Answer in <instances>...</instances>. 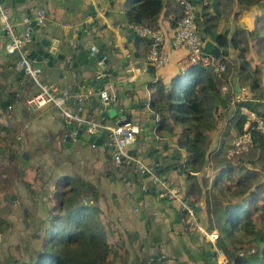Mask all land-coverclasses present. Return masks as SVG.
I'll return each instance as SVG.
<instances>
[{"label": "crops", "instance_id": "obj_1", "mask_svg": "<svg viewBox=\"0 0 264 264\" xmlns=\"http://www.w3.org/2000/svg\"><path fill=\"white\" fill-rule=\"evenodd\" d=\"M98 1L99 5L96 6L97 23L86 34L80 35L78 41L86 47L88 52L91 51V44H94L96 47L102 44V53L108 56L112 69L117 72H109L108 81L103 83V86L111 84L116 94L115 99L108 101L105 106L114 108L117 111L123 109L131 117V121L139 124V127L144 120H156L157 122V115L148 106V99L154 95V87L150 86L149 83L158 77L168 86L170 79L177 74L184 73V69L187 66L185 49L183 47H171L170 45V36L173 31L172 22H175L179 16L180 4L176 0H161L162 4L156 17L155 26L160 27L164 33L162 47L168 52V59L163 64L153 66L145 58L147 39L137 36L133 32L131 23H128L125 19L124 12L130 5L131 0ZM192 1L196 7L197 27L199 32L203 34L204 39L206 35L202 29L205 16L203 11L207 14L208 11L213 14L211 17L212 32L216 35L219 32L225 31V35L228 38L231 36L246 38L245 55L249 60L251 68H257L260 84L263 86L262 89L264 91V47L257 45L258 39L264 35V25L261 28L259 27L260 24L264 23V0H258L247 6L238 3L236 0H216L218 13L212 10L210 0H206L207 3H204L203 0ZM1 3L7 11L8 20L12 24L13 29L19 33L26 32V25L29 19V17L25 19L26 12L24 8L26 6H28V13L31 16H33L36 9L43 8L45 18L42 24L49 28L60 23L66 28V25L74 20L75 9H72L69 3L61 2L60 0H28L23 4L15 2L14 6H11L10 0H1ZM31 3L34 5L31 6ZM89 18L87 16V19ZM256 27H258L259 33L254 36L251 31ZM238 28H243L246 33L242 35L237 33ZM32 31L36 37L42 34L37 27L33 28ZM248 31H250V34ZM61 33V30L54 29L50 35L55 37L60 36ZM91 34H94L92 38L90 37ZM74 36L75 31L70 32L69 38L73 41L75 40ZM239 39L242 40V38ZM6 40L7 35L0 27V100L7 98L9 93L16 95V97L12 98L7 109L0 108V122H7L8 120L9 122H31L27 130L36 135L46 136L44 139L48 140L50 149L45 152L49 154L51 160L56 158L54 151L58 150L62 153L63 161L54 164L55 170L63 172V176H68L69 180L74 181V183L84 181L93 185L98 194L97 204L100 208L101 218L107 224L106 235L110 247L115 249L119 254L122 253L121 259H116L115 263L125 264L129 254L128 249L131 246L127 241L126 232L136 229L137 232L141 233L142 219L144 220L146 219L145 217H148L149 223L153 225L160 221V213L156 210L155 216L149 218V210L151 209L147 213L142 212L140 214L138 212L136 208L138 201L129 192V187L121 182L119 171L114 169V165L116 164H113L110 158L106 156V153H109V149H105L103 144L88 143L85 141L84 136L73 139L72 133L67 146L60 143L61 138L59 133L64 121H61L62 116L57 106L52 101H46L44 104L38 106L26 103V96L35 91L38 86L30 77H27L28 79L26 80L18 77V74L22 73H19V68H16L15 52H7L4 48ZM215 43L217 44L216 37ZM225 48L227 49V53L221 55L225 56L226 61H229L235 56L236 48L230 46H226ZM125 56H127L126 62ZM97 63L106 66L98 61ZM65 71L66 74L62 77H51L38 73L37 78L41 82L65 84L70 89L73 85H77L80 91L82 88L80 76H75L73 69H65ZM242 86H244L242 90L247 91V95L252 94V91L248 90L244 84ZM91 89V86L87 85L85 90L86 92H91ZM91 96L93 100L86 98L81 103L83 114H88L89 109H92L93 112L95 108H91V105L94 101L99 102V99L96 98L93 92ZM262 100L264 101V95ZM232 110V107L229 105L221 109V116L216 127L209 132L210 150L222 146L224 143L227 144L229 138H232L235 134L231 126L225 129L226 121ZM150 114H153V118L150 117ZM93 118L97 120L95 115ZM39 122H49V126L45 130L40 129V133H36L33 130L38 129ZM105 122H113V120L109 119ZM177 128L178 124H173V129ZM227 131L228 134H225ZM154 132L160 136V142H166L167 146L172 147L177 145L174 134L161 136L157 133L156 128ZM13 133L15 136H18L16 130ZM144 134L145 131L139 129L135 134L134 140L128 145V149L140 146ZM103 138L105 141L108 140L107 135ZM179 149L182 159L185 157V151L180 147ZM226 149L228 151V148ZM227 154L229 153L227 152ZM209 162L210 160L206 156L204 162L196 170L189 171L192 173L190 178H188L185 170L179 174L175 173L174 170H170L169 178L165 182L166 184L167 182H171L172 185L178 186L181 197L190 202L192 208L194 205L195 208L193 210L197 219L192 227L199 231L201 239L206 244L211 242L214 248L221 249L222 254H217L218 264H232L231 257L224 253L216 238L214 241H210L205 235L209 230L214 229L217 232L215 223L216 218L221 212V210L216 209L208 213L207 210L208 186L210 181L219 172V167L211 168L208 166ZM110 175H112L113 179L120 181L118 188L110 185V181L113 180H110ZM188 188H190L189 191ZM112 190H115L114 195H111ZM228 196L231 197V200L237 199L234 195ZM147 197V194L142 193V198ZM221 201H225L223 196ZM174 203L177 205V202ZM244 203L248 204V201H244ZM162 204L165 205V201L156 199V206ZM254 204L256 206L264 204V189L260 190L258 199L252 205ZM166 210L171 212L172 208H166ZM225 246L228 247L229 244L226 243Z\"/></svg>", "mask_w": 264, "mask_h": 264}, {"label": "trees", "instance_id": "obj_2", "mask_svg": "<svg viewBox=\"0 0 264 264\" xmlns=\"http://www.w3.org/2000/svg\"><path fill=\"white\" fill-rule=\"evenodd\" d=\"M236 1L247 6L258 0ZM161 4V0H131L124 12L125 19L128 23L155 26ZM205 13L203 11L202 29L204 33H211L213 14L209 11L207 15ZM172 25L174 27L175 22ZM236 32L241 35L246 33L243 28H238ZM251 33L257 35L258 27ZM239 38H228L225 31L217 33L219 46L236 48L235 56L229 61L225 60V56H218L225 61V69L220 75L200 63H191L185 67L184 73L173 76L168 86L158 77L154 78L149 83L154 87V95L148 99V106L157 115V133L161 136L174 134L177 146L185 151L183 166L188 178L192 176L189 171L196 170L206 156L210 160L209 167H219V172L208 186L207 210L208 213L221 210L215 223L216 241L231 257L232 264H264V204L252 205L258 199L260 190L264 189V131L256 126L257 119L264 121V91L257 68H251L245 55L246 38ZM257 43L264 47V35ZM235 75L240 86L244 84L252 94L247 95V91L240 89L241 96L234 99L225 129L231 126L235 133L248 131L250 143L244 151L227 154L231 138L227 144L210 150L209 132L216 127L221 109L228 106L231 96L230 92L222 93L220 85L227 78L232 80ZM18 77L28 79L23 74H18ZM14 97L15 94L9 93L7 98L0 100V108L7 109ZM249 111L253 112L254 118L248 117ZM173 124H178V128L174 130ZM0 128L5 130V134L0 136L2 146L8 148L10 143L16 144L17 136L13 131L10 132L4 125ZM13 155L11 152L9 157ZM63 179L68 184V195H64L63 191L57 193L56 204L60 212L52 214L39 246L26 260L12 258L8 264H116L115 260L121 259L122 253L110 247L108 242L107 224L99 215L98 194L93 185L84 181L74 183L68 176H63ZM228 195L237 199L231 200ZM222 196L225 201H221ZM78 197L80 200L71 202ZM64 207L67 208L65 214L61 212ZM2 219L0 216V222Z\"/></svg>", "mask_w": 264, "mask_h": 264}, {"label": "water", "instance_id": "obj_3", "mask_svg": "<svg viewBox=\"0 0 264 264\" xmlns=\"http://www.w3.org/2000/svg\"><path fill=\"white\" fill-rule=\"evenodd\" d=\"M28 0H10L11 6L15 2L26 3ZM67 2L75 9L74 20L66 25V28L59 25L46 27L42 23L35 21V18L28 13V6L24 8L26 18L29 17L26 25L27 40L23 44L25 56L29 63L37 66L38 73L46 76L62 77L66 74L65 69H73L75 76H80L81 90H78L77 85H73L70 89V94L67 97V102L72 108H76L79 101V95L82 94L80 103L86 98L93 100L92 92L99 99L96 92L98 87H102L104 82L108 81V73H117L112 69L110 60L107 55L102 53V44L96 47L93 52H88L86 47L78 41L80 35H84L87 31L97 23L96 6L99 1L95 0H60ZM216 0H210V5L215 13H218L216 8ZM34 4L31 3V6ZM87 16L90 18L87 19ZM62 26V27H61ZM39 28L41 35L36 37L33 28ZM54 29L62 31L60 36H51L50 33ZM130 30V28H128ZM75 31V40L69 38L70 32ZM203 48L214 56L221 54L225 55L227 49L215 43L216 34L214 32L205 33ZM94 34H91L92 38ZM17 53H14V57ZM125 62L127 56H125ZM100 60L99 65L97 61ZM19 73H23V66L18 69ZM65 84H59L58 94L62 95V88ZM91 86V92H86V86ZM233 96H240V82L238 76H234L232 81ZM100 102V101H99ZM94 101L91 108L83 114V107L80 106L75 110L76 114L81 118L79 121L70 120L63 124L60 131L61 144L67 145L71 137L78 139L82 136L85 141L92 144H103L105 149H110L112 144L104 140L106 136L105 130L94 127L90 131H86L85 127L90 122L93 116L97 117V122H105L113 120L116 124L131 121V117L124 112L123 109L118 111L114 108H108L105 104ZM91 115V116H90ZM153 118V114H150ZM63 121V118L61 119ZM77 122V123H76ZM156 120L141 122L140 130L145 131L142 136V143L138 147H132L126 150V154L131 157L120 155V161L114 165V169L119 171L121 182L129 187V192L138 201L136 208L140 214L150 211V217L155 216L156 210L160 213V221L151 225L146 219H142L141 233L136 229H131L126 232L127 241L130 243L129 254L125 264H218L217 252L211 242L205 243L200 237L199 231L189 226L182 219V210L179 205H176L166 193L160 192L155 182L151 179V174H157L162 180L167 181L170 170H174L179 174L185 170L183 166V158L181 159V151L177 145L169 147L166 142H160V136L155 132ZM145 141V142H144ZM60 144V145H61ZM22 156H26L22 152ZM108 158H111L110 153H106ZM133 158H137L134 160ZM112 177V176H111ZM172 183L167 182V186ZM123 187V186H122ZM142 193L147 194V198H142ZM114 195V192H111ZM8 200V194L4 193ZM157 196V197H154ZM14 197V194H11ZM156 199L165 201V205H157ZM184 199V197H182ZM152 207V208H150ZM157 207V209H155ZM166 208H172L169 212ZM193 208L194 205H193ZM197 219V218H196ZM177 223V224H174ZM165 231L164 235H160L161 231Z\"/></svg>", "mask_w": 264, "mask_h": 264}, {"label": "built area", "instance_id": "obj_4", "mask_svg": "<svg viewBox=\"0 0 264 264\" xmlns=\"http://www.w3.org/2000/svg\"><path fill=\"white\" fill-rule=\"evenodd\" d=\"M180 4V14L175 21V26L170 36L171 47H183L185 49V60L188 64L200 63L201 65L209 67V69L216 75L225 69V61L209 53L203 48L204 38L201 36L198 27L196 25V7L192 0H176ZM207 3L206 0H203ZM33 17L38 23H42L45 18V13L43 8H38L35 10ZM26 19V17H25ZM0 22L1 29L7 35V40L5 42L4 48L7 52H15L16 56V68L23 66L24 77H30L37 84V89L33 91L30 95L26 96L25 101L27 104H32L35 106L42 105L46 101H52L58 108L64 123L70 120L79 121L81 118L75 112L81 106L82 94L79 95V101L76 108H72L67 102V97L70 94V89L68 85H64L62 88V95L58 94L59 83L56 82H41L37 78L38 71L35 64L29 63L26 56L25 50L23 48L24 42L27 40V34L16 32L12 24L8 20L7 11L2 6L0 0ZM133 32L139 36L147 39V51L145 53V58L149 64L157 66L163 64L168 59V52L163 49L162 43L164 40V33L158 26H153L149 24L131 23ZM90 52L96 50L94 44L90 45ZM98 62H101L98 60ZM240 89H244V86H240ZM220 91L222 93L231 94L228 105L232 107L234 105L233 90H232V80L227 78L225 82L220 85ZM96 92L99 95V101L102 104L107 103L115 99V90L111 84L98 87ZM248 117L254 118L253 112L249 111L247 113ZM77 123V122H76ZM246 123H244L245 126ZM262 120H256V126L261 128ZM98 127L105 130L106 135L111 142L112 146L109 149L110 160L113 164H118L120 161V155L124 154L126 157H131L126 154L128 145L134 140L135 134L139 131V124L136 122L128 121L121 124H116L114 122H97L95 119H91L87 123L85 130L90 131L92 128ZM250 143V135L248 131L244 130L239 133H235L231 140L230 146L228 148V153H238L247 149ZM137 160V158H133ZM151 179L155 182L158 188H160L159 193H166L167 196L174 202H177L180 209L182 210V219L189 225L193 226L196 221L195 212L192 208V204L182 199L181 193L176 185L167 186L166 182L162 180L157 174H151ZM206 237L210 241H214L217 236V232L209 230L205 233ZM217 254H222L221 249L215 248ZM225 264V263H224Z\"/></svg>", "mask_w": 264, "mask_h": 264}, {"label": "rangeland", "instance_id": "obj_5", "mask_svg": "<svg viewBox=\"0 0 264 264\" xmlns=\"http://www.w3.org/2000/svg\"><path fill=\"white\" fill-rule=\"evenodd\" d=\"M30 123L0 122V127L4 125L10 132L16 130L18 134L16 144L10 143L8 148L0 142V216L3 217L0 222V264H8L12 258L26 260L34 253L52 214L60 212L56 204L57 193L63 191L64 195L67 194L64 173L54 168V164L63 161L62 153L54 151L56 158L51 160L45 152L50 149L48 140L44 139L46 136L29 132ZM48 124L39 122L38 129L33 131L40 133V129L45 130ZM261 129L264 131L263 121ZM4 134L5 130L0 128V136ZM11 152L14 155L9 157ZM22 152L25 157L21 156ZM111 176L110 180L113 179ZM110 185L118 188L120 181L113 179ZM4 193L8 194V200ZM78 200L80 197L71 199V202ZM66 211V207L61 210L63 214ZM165 233L163 230L160 235Z\"/></svg>", "mask_w": 264, "mask_h": 264}]
</instances>
